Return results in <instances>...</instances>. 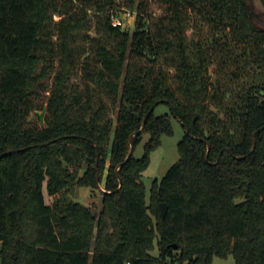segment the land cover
I'll list each match as a JSON object with an SVG mask.
<instances>
[{"label":"trees","instance_id":"obj_1","mask_svg":"<svg viewBox=\"0 0 264 264\" xmlns=\"http://www.w3.org/2000/svg\"><path fill=\"white\" fill-rule=\"evenodd\" d=\"M126 8L131 32L112 23ZM254 17L249 0H0V263L264 264ZM173 117L179 158L147 201L142 174ZM99 183L95 213L72 192Z\"/></svg>","mask_w":264,"mask_h":264},{"label":"rangeland","instance_id":"obj_2","mask_svg":"<svg viewBox=\"0 0 264 264\" xmlns=\"http://www.w3.org/2000/svg\"><path fill=\"white\" fill-rule=\"evenodd\" d=\"M249 3L252 7L253 12L256 15V17H254V21L260 27L264 28V5L262 4L261 0H249ZM59 17L60 16L56 13L55 18ZM135 26L136 14L133 17L126 18L123 28L131 32L135 29ZM165 112H169V106L166 103L159 104L155 109L156 114H162ZM172 120L174 125V133L162 134L161 143L151 151L150 162L142 174V180L146 187L147 201H149L151 188L153 186L154 180L156 178L160 180L166 173L167 169L171 166V164L179 158L178 141L182 138L184 134V128L180 121H178L176 118L173 117ZM148 137L149 134L145 133L143 140L137 145L135 149L136 155H141L143 153L144 143L148 139ZM101 184L103 185V183ZM72 195L75 199L90 204L94 207V209H97V211L100 209L99 207L101 206L102 199L101 189H90V187L86 186H76L72 192ZM46 200L48 202H52L53 200V197L47 194V192ZM152 254L156 256L159 255V248L157 245L156 248L152 251ZM182 263L189 264L186 260H184ZM125 264H130V261L127 259L125 261ZM171 264H180V262H171ZM210 264H235V257L232 252H229L225 256L214 254L212 256Z\"/></svg>","mask_w":264,"mask_h":264},{"label":"water","instance_id":"obj_3","mask_svg":"<svg viewBox=\"0 0 264 264\" xmlns=\"http://www.w3.org/2000/svg\"><path fill=\"white\" fill-rule=\"evenodd\" d=\"M129 107H130V106H129ZM136 114L138 115L137 112H136ZM145 121H146V118H144V122H143L142 127L145 125ZM138 132H139V131H136L135 133H133V134L131 135V137H130V144H131V146H130V150H129V152H128V155L126 156L125 160L122 161V162L118 165V167H117V172H118V176H119V178H121V176H120V174H119V168H120V166L123 165V164L129 159V157L131 156V154L134 152L135 144H134V141H133V139H132V136H133L134 134L138 133ZM255 145H256V140L254 139V147H253V149L255 148ZM253 149H252V150H253ZM0 156H1V154H0ZM98 157H99V152H98V154H97L96 165L98 164ZM99 187H100V189H101L102 191H106V189L104 188V186H103L101 183H99ZM101 207H102V204H101V206H100L99 208H101ZM160 207H161V213H162V215H165V214H166V211H167V208H168V204H167L165 201H163V202L160 203ZM99 208H98V209H99ZM94 211H95V213H98V212L100 211V209H99L98 211H97V209H94Z\"/></svg>","mask_w":264,"mask_h":264},{"label":"built area","instance_id":"obj_4","mask_svg":"<svg viewBox=\"0 0 264 264\" xmlns=\"http://www.w3.org/2000/svg\"><path fill=\"white\" fill-rule=\"evenodd\" d=\"M135 9L132 8H126L121 10L120 12H113L112 13V23L114 25H120V26H124L125 24V20L128 17H133L135 16Z\"/></svg>","mask_w":264,"mask_h":264}]
</instances>
